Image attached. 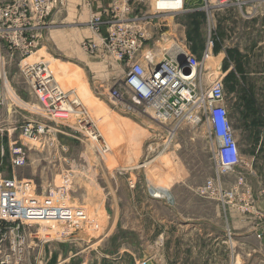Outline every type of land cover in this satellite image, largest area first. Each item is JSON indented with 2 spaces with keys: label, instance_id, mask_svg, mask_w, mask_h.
<instances>
[{
  "label": "rangeland",
  "instance_id": "obj_1",
  "mask_svg": "<svg viewBox=\"0 0 264 264\" xmlns=\"http://www.w3.org/2000/svg\"><path fill=\"white\" fill-rule=\"evenodd\" d=\"M186 2L192 11L174 20L170 17L168 23L175 37L198 58L210 31L212 53L199 69L201 84L206 86L216 80L218 44L247 23L244 12L253 10L252 21L264 19L259 14L264 11V0L253 1L242 13L237 9L207 11L200 9V0ZM87 23L88 11L79 0H70L48 19L37 46L44 59L32 55L27 61L46 62L49 56L57 60L50 66L51 71H59L57 84L71 94L70 99L74 97L71 91L77 95L92 129L78 124L82 116H71L59 122L63 131L59 139L65 138L60 140L64 151L59 155L55 149L42 151L37 142L25 140L29 150L26 165L12 170L6 156L2 168L6 178L33 180L38 196L46 195L49 185L60 186L67 177L68 205L85 211L95 227L60 235L50 223L37 222L30 227V255L25 264H138L142 260L156 264L159 247L168 254L172 239L180 249L192 243L200 245L201 240H196L199 232L209 233L206 264H264V231L261 238L257 237L264 214V77L251 82L248 95H234L232 80L224 88L241 165L221 181L231 192L242 180L239 191L234 192L239 193V205L247 206L248 211L240 212L234 202L224 206L200 197L197 189L194 192L181 184L173 188L176 180L183 181L186 176L194 185L213 178L215 169L207 153L205 128L187 122L160 124L147 105L125 99L117 64L91 58L80 50L79 42L91 35ZM19 62L17 59L5 67L6 86L15 90V104L20 107L15 119L46 120L38 108L28 105L35 100L21 76ZM1 115L3 123L9 115ZM68 123L76 127L71 134L74 138L63 129ZM93 130L99 133L96 140L89 137ZM159 187L167 189L169 200L152 196L151 191ZM177 231L180 233L175 236Z\"/></svg>",
  "mask_w": 264,
  "mask_h": 264
},
{
  "label": "built area",
  "instance_id": "obj_2",
  "mask_svg": "<svg viewBox=\"0 0 264 264\" xmlns=\"http://www.w3.org/2000/svg\"><path fill=\"white\" fill-rule=\"evenodd\" d=\"M79 1L88 11L87 25L91 34L79 42L80 50L91 58L117 64L122 72L125 99L135 105H147L153 119L160 124L173 122L178 126L187 122L204 127L207 153L215 172L213 178L197 188V194L224 206L234 202L233 206L240 212L248 211L247 206L239 205L240 200H237L239 193L236 192L242 180L231 192L221 181L222 176L233 173L241 165V159L228 121L222 81L214 80L208 86L201 84L199 69L211 56L213 48L211 33L206 35L205 49L198 58L175 37L171 24L165 20L168 17L174 20L192 11L186 8L187 0ZM253 1L259 0H200V9L213 12L237 9L242 13ZM68 2L70 0H0V119L2 113L3 117L6 113L9 115L5 122H0V264H25L30 255V227L37 222L50 223V228L60 235L72 229L95 227L85 211L68 205L67 177L60 186L49 185L48 193L38 196L33 180L6 178L2 168V159L6 156L12 170L26 165L29 150L23 143L25 140L37 142L42 151L55 149L59 155L60 150L64 151L59 139L63 134L59 122L71 116H82L78 124L91 127L81 101L73 91L74 97L70 99L71 94L60 88L49 64L27 61L37 52L51 14ZM250 11L244 12L243 18L251 19L254 14L252 9ZM17 59L21 76L29 85V95L35 100L28 105L38 108L46 120L24 117V122H20L15 119L20 107H16L14 89L6 86L5 67ZM91 136L96 140L99 133L93 130ZM246 193L250 197V192ZM261 222L257 228L258 238L264 231V214ZM138 264L148 262L142 260Z\"/></svg>",
  "mask_w": 264,
  "mask_h": 264
},
{
  "label": "crops",
  "instance_id": "obj_3",
  "mask_svg": "<svg viewBox=\"0 0 264 264\" xmlns=\"http://www.w3.org/2000/svg\"><path fill=\"white\" fill-rule=\"evenodd\" d=\"M259 14L264 18V11ZM252 19L253 17L248 20L244 18L247 23L240 26L239 30H234L232 38H224L222 43L217 46L216 80H221L224 88H227L232 80L234 95L250 94L251 82L254 79L256 80L257 77H264V19L259 18L256 21H252ZM210 84L211 82H208L205 85L208 86ZM66 126L63 129L69 135L76 129L75 125L71 126L70 123ZM71 136L74 138L73 135ZM63 139L60 140L64 141ZM204 183L194 185L190 183V178L186 176L183 181L176 180L172 185L173 188L179 184L185 185L187 189L195 192ZM178 233L180 232L177 231L175 236ZM199 233L200 236L196 240H201L200 245L192 243L190 247L187 246L180 249L177 247L176 240L172 239L169 242L170 249L168 254L163 253L161 251L162 248H156V253L160 256L156 264H166L167 260L169 264H193V260H195L194 262L206 264L208 262V250L206 249L208 248V242L206 238L209 236V233ZM162 253L165 259L161 257ZM202 256H205V258L203 259Z\"/></svg>",
  "mask_w": 264,
  "mask_h": 264
},
{
  "label": "bare ground",
  "instance_id": "obj_4",
  "mask_svg": "<svg viewBox=\"0 0 264 264\" xmlns=\"http://www.w3.org/2000/svg\"><path fill=\"white\" fill-rule=\"evenodd\" d=\"M156 2V1H155ZM159 5H164L163 3H159ZM165 5H167V4H165ZM172 5V4H171ZM174 6V5H173ZM170 17H168V19L167 18H165V20L167 21V22H169L168 20H171V19H169ZM65 41H63V43H64ZM39 51L40 50H38L36 53L37 54H34L33 56H39V55H41V54H39ZM32 57V56H31ZM43 58V56L41 57V56H39V60L40 59H42ZM49 58L50 59H48V60H46V62L49 64V66H51L52 65V62H56L57 60L56 59H54V58H52V57H50L49 56ZM44 59V58H43ZM42 59V60H43ZM52 74L55 76V79H56V77H57V75L59 74V71H53L52 70ZM58 78V77H57ZM55 82H56V80H55ZM137 168V167H136ZM151 194L153 195V196H155V197H158V198H166V199H170V196H169V194H168V192H167V189H165V188H163V187H159V188H155L154 190H152L151 191Z\"/></svg>",
  "mask_w": 264,
  "mask_h": 264
}]
</instances>
